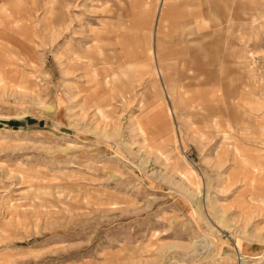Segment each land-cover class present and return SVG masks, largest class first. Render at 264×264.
Segmentation results:
<instances>
[{
  "label": "rangeland",
  "instance_id": "obj_1",
  "mask_svg": "<svg viewBox=\"0 0 264 264\" xmlns=\"http://www.w3.org/2000/svg\"><path fill=\"white\" fill-rule=\"evenodd\" d=\"M206 1H1L0 264H264V0Z\"/></svg>",
  "mask_w": 264,
  "mask_h": 264
},
{
  "label": "crops",
  "instance_id": "obj_2",
  "mask_svg": "<svg viewBox=\"0 0 264 264\" xmlns=\"http://www.w3.org/2000/svg\"><path fill=\"white\" fill-rule=\"evenodd\" d=\"M1 1L2 0H0V3H1ZM206 2H208V0ZM211 2H212V6L214 8V12L217 11V10L219 11L218 8H219V5H221V2L218 1V0H211ZM168 12L169 11H167V15L165 13H163L162 18H161L160 23H159V25L161 26V28H164V29H162L163 31H165V28L166 29L167 28H170V21H171V19H170V16H168L169 15ZM191 16L194 19L192 21V23H195V24H199L201 21L204 22L206 20L205 19V12H204V10L203 11L201 10L200 12L198 11V13H195V14L192 12ZM186 22H189L187 20V16H185V18L183 20H180V23H179L178 27L181 26L183 29H185V28L187 29L189 27V25H188L189 23H186ZM182 34L183 35H181V37L179 39V42L181 44L182 43H187V42H185V40H187L186 37H188L186 35V32L183 31ZM192 43H195L194 47H188L186 49V51H187V53H189L190 55H192L193 58H195L194 61H193L194 63L200 64L201 61L199 62V59H202L203 56H206L207 52L210 51V50H212L213 48L210 49L208 45H205V43L203 42V38L196 39V40L192 41ZM182 45H184V44H182ZM181 47H182L181 48L182 50H181V53L180 54H184V48H183V46H181ZM149 51H152V50H149ZM162 60L163 61L165 60L164 57H162ZM196 67L197 68H202V65H197ZM163 75H164V77H166V79H168V74L166 75L165 73H163Z\"/></svg>",
  "mask_w": 264,
  "mask_h": 264
}]
</instances>
